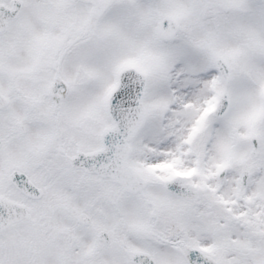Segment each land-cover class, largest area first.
Returning <instances> with one entry per match:
<instances>
[{
	"label": "snow or ice",
	"instance_id": "1",
	"mask_svg": "<svg viewBox=\"0 0 264 264\" xmlns=\"http://www.w3.org/2000/svg\"><path fill=\"white\" fill-rule=\"evenodd\" d=\"M0 264H264V0H0Z\"/></svg>",
	"mask_w": 264,
	"mask_h": 264
}]
</instances>
